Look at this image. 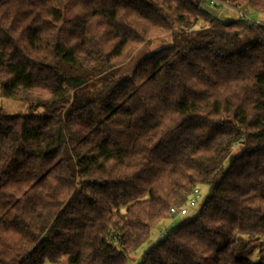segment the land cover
I'll return each instance as SVG.
<instances>
[{
	"label": "trees",
	"instance_id": "16d2710c",
	"mask_svg": "<svg viewBox=\"0 0 264 264\" xmlns=\"http://www.w3.org/2000/svg\"><path fill=\"white\" fill-rule=\"evenodd\" d=\"M204 2L0 0V264H128L201 185L136 264H264V24Z\"/></svg>",
	"mask_w": 264,
	"mask_h": 264
},
{
	"label": "rangeland",
	"instance_id": "374dc122",
	"mask_svg": "<svg viewBox=\"0 0 264 264\" xmlns=\"http://www.w3.org/2000/svg\"><path fill=\"white\" fill-rule=\"evenodd\" d=\"M204 10L211 13L213 16L220 18L221 20H235L240 18V11H242L245 16L243 18L247 19L250 22H256L264 24V11H256L253 13H248L247 10L237 9L228 4H217L213 5L209 0H205ZM172 43V37L170 34H165L159 37H155L150 40L147 44L139 46L131 55V58L127 60L119 69L117 73V78H124L130 76L137 65V63L147 54L152 53L164 46L170 45ZM0 109L8 113H29L31 110L25 101L8 98L0 95ZM240 146H235L233 152H237ZM228 163V159H225L224 164ZM198 198L194 206H187V215H194L201 203L203 202L206 194L208 193L209 186L201 185L198 187ZM182 216L174 215L171 218L164 219L160 221L156 226H154L150 231V236L148 240L134 253L130 256L128 264H136L142 257L143 252L164 235L167 229L174 226L180 221ZM257 258L256 251L252 254L251 259L254 260ZM58 264H68L67 257L63 256L61 261Z\"/></svg>",
	"mask_w": 264,
	"mask_h": 264
},
{
	"label": "built area",
	"instance_id": "2783aa9c",
	"mask_svg": "<svg viewBox=\"0 0 264 264\" xmlns=\"http://www.w3.org/2000/svg\"><path fill=\"white\" fill-rule=\"evenodd\" d=\"M211 1H216V0H211ZM245 14L240 11V17H244ZM198 187L194 188L191 196L188 198L187 202L183 206H172L169 209V213L174 216V215H184L187 212V206H194L196 204V200L199 196L198 194Z\"/></svg>",
	"mask_w": 264,
	"mask_h": 264
},
{
	"label": "water",
	"instance_id": "95a60500",
	"mask_svg": "<svg viewBox=\"0 0 264 264\" xmlns=\"http://www.w3.org/2000/svg\"><path fill=\"white\" fill-rule=\"evenodd\" d=\"M248 13H253V9L250 6H247Z\"/></svg>",
	"mask_w": 264,
	"mask_h": 264
}]
</instances>
